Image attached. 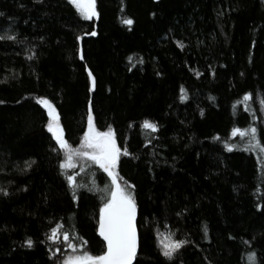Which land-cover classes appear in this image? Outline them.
<instances>
[{
  "label": "trees",
  "instance_id": "16d2710c",
  "mask_svg": "<svg viewBox=\"0 0 264 264\" xmlns=\"http://www.w3.org/2000/svg\"><path fill=\"white\" fill-rule=\"evenodd\" d=\"M95 11L0 0V264L104 250L111 178L78 154L61 167L41 99L70 147L89 113L113 130L118 183L137 205L133 264H251L249 253L264 264V0H95ZM162 237L187 243L169 259Z\"/></svg>",
  "mask_w": 264,
  "mask_h": 264
},
{
  "label": "snow or ice",
  "instance_id": "6c2138e0",
  "mask_svg": "<svg viewBox=\"0 0 264 264\" xmlns=\"http://www.w3.org/2000/svg\"><path fill=\"white\" fill-rule=\"evenodd\" d=\"M83 15L87 18L96 15L95 0H70ZM3 13H0L2 16ZM125 24H131V18H127L123 21ZM95 35V32L92 33ZM5 37L0 36V39ZM14 39V37H8ZM79 39V37H78ZM179 43V42H178ZM182 46V45H181ZM199 74V73H197ZM91 72L89 76L91 77ZM93 87H95V81L93 78ZM182 100L185 96L180 97ZM247 99V94H246ZM41 103L48 110V116L50 117L47 124L49 132L53 134L55 140L59 143L61 148H68L67 141L64 139L63 130L57 123V114L51 102L45 99H41ZM89 128L84 133L82 141V149L78 153L83 157L88 158L95 164L99 165L108 177L111 178L112 187L110 189V196L107 201L100 207L99 214V235L106 242V251H103L100 255H91L88 252H84L80 256L69 257L65 259L64 264H133V259L137 254V226H136V210L137 205L135 198L131 191L126 186L118 183V172L116 171L117 162L121 155V148L118 147L114 132L111 128L107 131H99L91 125V113H89ZM144 127L155 130L157 125L150 121H144ZM238 129H233V134ZM253 139H255L256 129L252 128ZM257 146L259 144L257 143ZM231 148V145H229ZM264 152V148H261ZM127 155V150H123ZM68 163L61 162V167H72L71 164L72 154L69 151ZM26 166H30L27 162ZM70 185H75L76 181L72 175L67 177ZM75 191V189H73ZM5 192V189H0ZM75 198V197H74ZM207 228H205V232ZM53 236L49 239H55L57 229H52ZM64 239L69 240V233L65 232ZM167 241V242H166ZM28 246H31L32 241H26ZM187 243L184 240L172 239L166 237L161 241L163 255L169 259L173 257V254L181 248L182 245ZM68 247L75 248L76 245L69 244ZM251 264H255V253H249L248 257Z\"/></svg>",
  "mask_w": 264,
  "mask_h": 264
},
{
  "label": "rangeland",
  "instance_id": "374dc122",
  "mask_svg": "<svg viewBox=\"0 0 264 264\" xmlns=\"http://www.w3.org/2000/svg\"><path fill=\"white\" fill-rule=\"evenodd\" d=\"M57 123H58V121H57ZM81 149H82V145H80L79 147H76V148H73V147H70V146H68V148H65V164L69 162L68 159H67L69 151H71V154H72V160L70 162H71V164H74L75 160H76V157H77V154L80 152ZM162 240H165V238L162 237L161 241Z\"/></svg>",
  "mask_w": 264,
  "mask_h": 264
},
{
  "label": "water",
  "instance_id": "95a60500",
  "mask_svg": "<svg viewBox=\"0 0 264 264\" xmlns=\"http://www.w3.org/2000/svg\"><path fill=\"white\" fill-rule=\"evenodd\" d=\"M89 123H90V121H89ZM91 125H92V121H91ZM88 128H89V125H88ZM88 128H87V131H88ZM99 218H100V215H99ZM136 226H137V224H136ZM98 227H99V219H98V226H97V229H98ZM98 235H99V232H98ZM99 237L101 238V240L103 241V238L99 235ZM137 241H138V230H137ZM103 243H104V250L103 251H106V242H104L103 241ZM101 254V253H100ZM100 254H98V255H100Z\"/></svg>",
  "mask_w": 264,
  "mask_h": 264
}]
</instances>
